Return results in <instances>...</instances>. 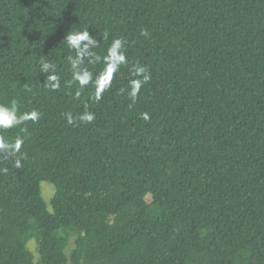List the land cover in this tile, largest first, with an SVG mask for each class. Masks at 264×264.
Returning a JSON list of instances; mask_svg holds the SVG:
<instances>
[{
  "label": "trees",
  "instance_id": "1",
  "mask_svg": "<svg viewBox=\"0 0 264 264\" xmlns=\"http://www.w3.org/2000/svg\"><path fill=\"white\" fill-rule=\"evenodd\" d=\"M85 28L100 55L125 41L98 100L91 84L75 95L63 42ZM138 65L151 79L132 99ZM13 99L40 118L0 129L25 157L0 158V264H33L32 239L39 264H264V0H0V104Z\"/></svg>",
  "mask_w": 264,
  "mask_h": 264
},
{
  "label": "clouds",
  "instance_id": "2",
  "mask_svg": "<svg viewBox=\"0 0 264 264\" xmlns=\"http://www.w3.org/2000/svg\"><path fill=\"white\" fill-rule=\"evenodd\" d=\"M107 38L106 36L104 37ZM64 43L74 55H68L67 61L70 65L71 82L78 85L75 95L79 97L81 91L92 85L94 89L95 99H100L101 95L110 88L112 79L119 72L121 66L128 63L125 41L122 38H114L108 45L104 55H100L94 51L101 44L95 36L91 35L87 28L83 30L69 31L64 38ZM102 63V70L93 74L87 65ZM40 72L48 73L43 87L50 91H57L61 87V77L57 74L56 66L49 62L47 58L41 57L39 64ZM134 77L130 80L127 86V94L130 98L135 99L142 88L147 83L151 76L148 74V69L142 65L133 68ZM17 101H10V106L0 104V129H11L13 127L25 125L27 121L38 122L40 113L33 109L19 113ZM143 119H148V114H142ZM95 115L91 111H85L79 116V121L84 124L92 123ZM69 125L74 123L71 115L67 116ZM23 130V129H22ZM24 143L22 137H17L14 141L5 140L0 137V158L10 159L14 162L17 168L22 167V160L25 158L20 152ZM0 172H7V169H0Z\"/></svg>",
  "mask_w": 264,
  "mask_h": 264
},
{
  "label": "rangeland",
  "instance_id": "3",
  "mask_svg": "<svg viewBox=\"0 0 264 264\" xmlns=\"http://www.w3.org/2000/svg\"><path fill=\"white\" fill-rule=\"evenodd\" d=\"M40 184H41V188H40L41 198L44 201L47 210L51 212L52 211L51 200L54 196V186L47 182H41ZM146 200L150 201V196H146ZM27 247L33 254V264H39V253L36 248V241L34 239L30 240L27 243Z\"/></svg>",
  "mask_w": 264,
  "mask_h": 264
}]
</instances>
